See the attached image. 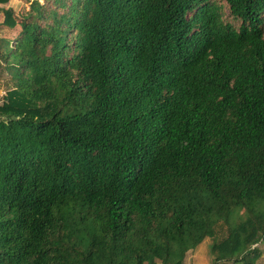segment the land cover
<instances>
[{"label":"trees","instance_id":"16d2710c","mask_svg":"<svg viewBox=\"0 0 264 264\" xmlns=\"http://www.w3.org/2000/svg\"><path fill=\"white\" fill-rule=\"evenodd\" d=\"M28 1L0 8V264H186L207 237L256 264L264 0Z\"/></svg>","mask_w":264,"mask_h":264},{"label":"rangeland","instance_id":"374dc122","mask_svg":"<svg viewBox=\"0 0 264 264\" xmlns=\"http://www.w3.org/2000/svg\"><path fill=\"white\" fill-rule=\"evenodd\" d=\"M30 2L28 0H9L7 3L0 4L2 7H12L16 12L17 16L24 17L27 15L29 10ZM226 16L229 14V7L225 8ZM4 20V14L0 12V38L1 37H14L18 30H12L2 24ZM8 76H3L0 79V105L7 98L8 87ZM213 239L210 237L205 238V240L195 249H192L187 252L185 263L186 264H244L243 261H223L215 263L214 255L211 251V246ZM260 256L255 260L256 264H264V241L258 245Z\"/></svg>","mask_w":264,"mask_h":264}]
</instances>
